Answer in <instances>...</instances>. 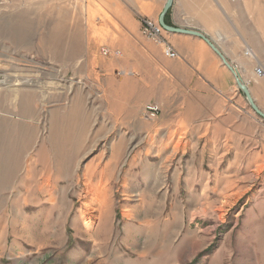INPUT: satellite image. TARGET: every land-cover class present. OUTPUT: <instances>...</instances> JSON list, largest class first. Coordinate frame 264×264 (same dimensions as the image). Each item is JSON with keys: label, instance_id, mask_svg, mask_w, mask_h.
Returning a JSON list of instances; mask_svg holds the SVG:
<instances>
[{"label": "rangeland", "instance_id": "obj_1", "mask_svg": "<svg viewBox=\"0 0 264 264\" xmlns=\"http://www.w3.org/2000/svg\"><path fill=\"white\" fill-rule=\"evenodd\" d=\"M46 1L0 0V264H264V118L236 81L253 130L241 141L178 129L159 103L148 120L168 97L147 16L128 39L102 3ZM212 2L259 80L264 0ZM242 83L264 114V91L259 106Z\"/></svg>", "mask_w": 264, "mask_h": 264}, {"label": "crops", "instance_id": "obj_2", "mask_svg": "<svg viewBox=\"0 0 264 264\" xmlns=\"http://www.w3.org/2000/svg\"><path fill=\"white\" fill-rule=\"evenodd\" d=\"M91 1L93 7L101 3L106 6L111 22L117 23L121 34L128 39L131 32L125 26H131V29L133 27L136 34L139 32V22L133 19V15L158 20L166 2V0ZM69 4L81 9L82 5L87 7L90 2L89 0H60L58 3H53L52 0L46 1V7L50 8L60 7L67 10ZM34 9L27 8L28 15L25 16V20L43 23L61 20L51 14L36 15ZM226 15L225 2L215 4L212 0H173L165 16V23L176 28L198 31L206 36L236 69L260 106L256 93L264 91L262 89L264 77L252 80L254 66L248 63L243 52L246 49L245 34L229 23ZM163 36L172 46L177 57H164L160 46L153 43H150L151 47L146 48L150 51L149 56L147 54L146 56L148 63L154 64L156 68L157 86L164 87L163 95L168 97L166 100L158 96L155 103L161 104L163 110H170L171 118L177 120L178 129L182 127L202 129L203 133L218 131L221 136L224 135L223 139L229 138L234 142L249 136L246 131L251 130L252 136V128L246 129L247 123H251V117L244 112V101L236 90L234 76L221 64L209 46L195 36L171 32H165ZM167 103L170 106L167 107Z\"/></svg>", "mask_w": 264, "mask_h": 264}, {"label": "built area", "instance_id": "obj_3", "mask_svg": "<svg viewBox=\"0 0 264 264\" xmlns=\"http://www.w3.org/2000/svg\"><path fill=\"white\" fill-rule=\"evenodd\" d=\"M140 33L147 40L151 41L153 44L160 46L162 49V54L166 58H176L177 54L173 50L172 46L165 40L163 34L165 31L158 24L157 21H154L151 18L143 17L140 19ZM104 53H107L103 50ZM254 74L257 77L264 75V70L261 67H256L254 69ZM160 105L157 103L146 104L143 108V115L148 120H154L158 117L160 113Z\"/></svg>", "mask_w": 264, "mask_h": 264}, {"label": "water", "instance_id": "obj_4", "mask_svg": "<svg viewBox=\"0 0 264 264\" xmlns=\"http://www.w3.org/2000/svg\"><path fill=\"white\" fill-rule=\"evenodd\" d=\"M173 0H166L163 9L158 17V23L159 25L163 28V30H165L166 32H171V33H178V34H184V35H190V36H195L198 37L200 39H202L208 46L209 48L219 57V59L222 61V63L224 64V66L233 74L235 81L237 83V86L239 87V89L246 95L248 101L250 102V104L253 106V108L255 109V111L264 118V114L261 113L253 104V101L250 97L249 91L247 89V87L242 83L241 79L238 77L235 69L227 62V60L225 59V57L221 54V52L218 50V48L203 34H201L198 31H194V30H188V29H182V28H176V27H172L169 26L165 23V15L168 12V10L170 9L171 5H172Z\"/></svg>", "mask_w": 264, "mask_h": 264}, {"label": "bare ground", "instance_id": "obj_5", "mask_svg": "<svg viewBox=\"0 0 264 264\" xmlns=\"http://www.w3.org/2000/svg\"><path fill=\"white\" fill-rule=\"evenodd\" d=\"M159 24V23H158ZM174 50V49H173Z\"/></svg>", "mask_w": 264, "mask_h": 264}]
</instances>
